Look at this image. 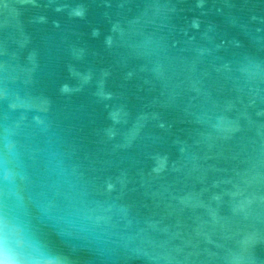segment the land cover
Masks as SVG:
<instances>
[{"label":"water","instance_id":"95a60500","mask_svg":"<svg viewBox=\"0 0 264 264\" xmlns=\"http://www.w3.org/2000/svg\"><path fill=\"white\" fill-rule=\"evenodd\" d=\"M0 222L14 264H264V0H0Z\"/></svg>","mask_w":264,"mask_h":264},{"label":"snow or ice","instance_id":"6c2138e0","mask_svg":"<svg viewBox=\"0 0 264 264\" xmlns=\"http://www.w3.org/2000/svg\"><path fill=\"white\" fill-rule=\"evenodd\" d=\"M9 241L4 233V225L0 222V264H14V258L10 255Z\"/></svg>","mask_w":264,"mask_h":264}]
</instances>
